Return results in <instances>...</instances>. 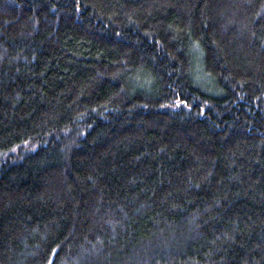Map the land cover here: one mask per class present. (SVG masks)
Instances as JSON below:
<instances>
[{
    "label": "trees",
    "instance_id": "1",
    "mask_svg": "<svg viewBox=\"0 0 264 264\" xmlns=\"http://www.w3.org/2000/svg\"><path fill=\"white\" fill-rule=\"evenodd\" d=\"M0 264H264V0H0Z\"/></svg>",
    "mask_w": 264,
    "mask_h": 264
}]
</instances>
